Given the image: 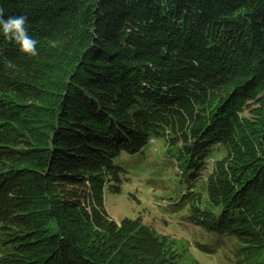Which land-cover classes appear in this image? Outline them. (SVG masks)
Here are the masks:
<instances>
[{"label":"trees","instance_id":"obj_1","mask_svg":"<svg viewBox=\"0 0 264 264\" xmlns=\"http://www.w3.org/2000/svg\"><path fill=\"white\" fill-rule=\"evenodd\" d=\"M0 8L27 17L39 53L0 32V264H179L166 237L105 206L151 140L180 166L193 220L264 264V0Z\"/></svg>","mask_w":264,"mask_h":264},{"label":"rangeland","instance_id":"obj_2","mask_svg":"<svg viewBox=\"0 0 264 264\" xmlns=\"http://www.w3.org/2000/svg\"><path fill=\"white\" fill-rule=\"evenodd\" d=\"M224 155L223 150H218L209 160L202 179L196 183L198 189L205 184L214 161ZM122 163L126 173L119 184L121 192L116 191L114 184L105 193L106 209L115 220L140 218L145 227L168 239L179 264L243 261L242 245L233 235H218L197 224L192 218L191 205L180 201L188 190L182 187L185 183L180 182V166L168 153L163 140H151L141 153L125 156Z\"/></svg>","mask_w":264,"mask_h":264},{"label":"clouds","instance_id":"obj_3","mask_svg":"<svg viewBox=\"0 0 264 264\" xmlns=\"http://www.w3.org/2000/svg\"><path fill=\"white\" fill-rule=\"evenodd\" d=\"M27 17L9 15L5 19L4 9L0 8V32L4 38L19 45L20 51L28 57H36L38 53L37 41L28 32Z\"/></svg>","mask_w":264,"mask_h":264}]
</instances>
